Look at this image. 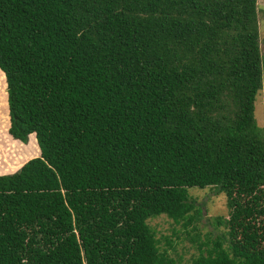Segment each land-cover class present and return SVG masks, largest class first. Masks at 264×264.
<instances>
[{"label": "trees", "instance_id": "obj_1", "mask_svg": "<svg viewBox=\"0 0 264 264\" xmlns=\"http://www.w3.org/2000/svg\"><path fill=\"white\" fill-rule=\"evenodd\" d=\"M262 63L255 0H0L11 169L37 147L0 173V264H177L146 220L204 187L228 213L189 264H264Z\"/></svg>", "mask_w": 264, "mask_h": 264}, {"label": "rangeland", "instance_id": "obj_2", "mask_svg": "<svg viewBox=\"0 0 264 264\" xmlns=\"http://www.w3.org/2000/svg\"><path fill=\"white\" fill-rule=\"evenodd\" d=\"M255 18L257 31V45L260 53H264V0H255ZM264 67V63H262ZM260 86L254 95L252 103V117L255 125L262 129L264 135V68L261 69ZM6 117H5V92L4 79L0 72V173H11L15 171L23 162L29 158L37 156V147L33 135H29L27 139L30 144L28 147L31 157L26 158L19 163L16 169H11L15 165L14 160L16 149L11 147L12 139L6 135ZM27 144V146H28ZM26 146V147H27ZM26 150V148H25ZM27 151V150H26ZM32 152V153H33ZM188 197L200 207L199 221L196 223L186 224L173 223L164 215H159L146 220L148 227L153 232V237L158 241L157 245L160 249L172 257L177 264H189L190 259L196 255V246L203 241L204 234L208 233L209 239L216 234L222 233L224 227L217 221L227 218L228 208L225 204V198L222 194H215L211 188L204 187L201 189L191 188L187 190ZM193 226L195 229L193 230Z\"/></svg>", "mask_w": 264, "mask_h": 264}]
</instances>
